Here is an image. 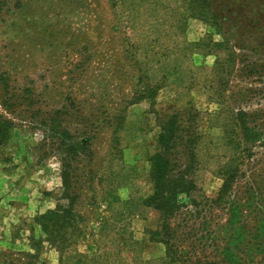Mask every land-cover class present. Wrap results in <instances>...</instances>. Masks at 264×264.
Listing matches in <instances>:
<instances>
[{
	"label": "rangeland",
	"instance_id": "obj_1",
	"mask_svg": "<svg viewBox=\"0 0 264 264\" xmlns=\"http://www.w3.org/2000/svg\"><path fill=\"white\" fill-rule=\"evenodd\" d=\"M1 7L0 71L11 69L19 86L33 81L49 107L74 97L79 112L71 114L81 118L72 115L70 125L85 131L89 120V132L70 177L77 236L62 252L46 244L31 260V237L43 236L36 217L68 204L60 200L62 163L28 115L4 110L0 87V115L15 123L0 145V264H157L143 243L160 214L141 203L153 193L159 135L177 113L183 137L174 152L196 185L200 216L229 162L242 196L264 201V143L245 144L233 121L242 109L264 127V69H252L264 60L262 48L260 56L253 50L263 38L237 42L247 50L230 58L222 32L233 20L218 29L211 15L195 17L189 0H3ZM255 29L242 18L235 31Z\"/></svg>",
	"mask_w": 264,
	"mask_h": 264
},
{
	"label": "trees",
	"instance_id": "obj_2",
	"mask_svg": "<svg viewBox=\"0 0 264 264\" xmlns=\"http://www.w3.org/2000/svg\"><path fill=\"white\" fill-rule=\"evenodd\" d=\"M2 2L0 0V11ZM189 6L199 19L204 20L211 15L214 26L218 29L223 27L222 19L226 18L229 23L233 20L229 31L222 32L224 42L230 45V55L239 49L247 50L245 45L242 48L235 45L237 42H246V39L264 40V0H189ZM242 18L248 21V25L256 28L255 31H235ZM230 41L234 44L231 45ZM223 43L213 45L222 48ZM261 48L264 51V42L253 50L260 56ZM259 63V66L253 64L252 69H264V60ZM0 87L4 110L11 115L19 112L20 117L28 115V119L41 131L44 139L56 144V152L62 163L63 193L60 200H65L68 204H59L55 209L36 217L43 236L31 237V249L34 253L28 254V257L31 260L38 259L46 244L62 252L66 248V242H72L79 230V217L74 211L76 197L69 193L70 177L73 162L86 150L80 139L88 131L86 128L89 120L82 122L85 131L72 129L69 121L72 115L81 118L79 113L71 114L72 110L78 108L74 97L67 95L58 106L49 107L33 81L19 86L13 80L11 69L0 71ZM161 88L157 83L151 97H155ZM180 120L177 113L164 124L159 135L161 152L150 159L153 193L141 206L159 212L160 225L157 230L147 231L149 241L165 245L164 263L191 260L192 264H264V201L253 202L250 196L247 199L242 196L236 189L238 168L229 162L219 171L223 185L218 195L208 201V215L201 217V203L191 197L196 185L187 173L180 170L181 161L176 159L174 152L183 137ZM233 121L245 144L264 143V127L255 123L252 115L245 110L239 109ZM14 128L13 119L0 115V145L9 141ZM228 138V146L236 149L238 144L234 143L232 137ZM185 142L189 143V139ZM184 171H187L186 168ZM215 208L218 210H214ZM200 218L203 221H199Z\"/></svg>",
	"mask_w": 264,
	"mask_h": 264
},
{
	"label": "crops",
	"instance_id": "obj_3",
	"mask_svg": "<svg viewBox=\"0 0 264 264\" xmlns=\"http://www.w3.org/2000/svg\"><path fill=\"white\" fill-rule=\"evenodd\" d=\"M144 246L147 247V253H151L152 263L163 264L166 256L165 245L159 242L144 241Z\"/></svg>",
	"mask_w": 264,
	"mask_h": 264
}]
</instances>
